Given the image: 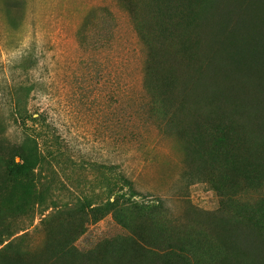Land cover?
Returning a JSON list of instances; mask_svg holds the SVG:
<instances>
[{"label":"rangeland","instance_id":"obj_1","mask_svg":"<svg viewBox=\"0 0 264 264\" xmlns=\"http://www.w3.org/2000/svg\"><path fill=\"white\" fill-rule=\"evenodd\" d=\"M145 52L118 0H0V264L130 258L121 239L134 228L158 245L228 217L230 195L232 214L264 206V176L224 182L150 111ZM25 88L33 131L14 114ZM28 136L43 160L16 186L6 161ZM128 258L121 264H137Z\"/></svg>","mask_w":264,"mask_h":264},{"label":"trees","instance_id":"obj_2","mask_svg":"<svg viewBox=\"0 0 264 264\" xmlns=\"http://www.w3.org/2000/svg\"><path fill=\"white\" fill-rule=\"evenodd\" d=\"M118 1L145 47L144 88L150 111L185 138L193 162L220 170L224 182L260 180L264 176V0ZM14 7L8 8V15L16 27ZM30 90L23 89L14 100L15 117L26 131H33L30 122L38 121L28 110ZM42 160L37 140L28 136L6 161L7 179L16 186L28 183L21 180H28ZM235 199L230 195L222 202L221 211L228 217L207 222L201 232L155 238L158 245L134 228L121 240L136 254L130 258L127 251L111 254L110 261L99 264H121L127 258L137 264H264V206L244 212L247 216L239 210L232 214L228 203ZM62 253L68 252L63 248ZM4 264L28 262L19 256Z\"/></svg>","mask_w":264,"mask_h":264}]
</instances>
